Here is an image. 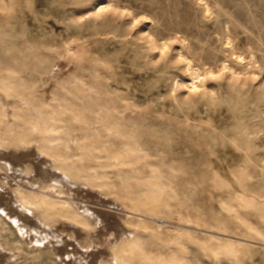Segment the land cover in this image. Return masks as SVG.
Returning a JSON list of instances; mask_svg holds the SVG:
<instances>
[{"label":"rangeland","instance_id":"374dc122","mask_svg":"<svg viewBox=\"0 0 264 264\" xmlns=\"http://www.w3.org/2000/svg\"><path fill=\"white\" fill-rule=\"evenodd\" d=\"M6 30L0 264H264V0H0Z\"/></svg>","mask_w":264,"mask_h":264},{"label":"bare ground","instance_id":"6f19581e","mask_svg":"<svg viewBox=\"0 0 264 264\" xmlns=\"http://www.w3.org/2000/svg\"><path fill=\"white\" fill-rule=\"evenodd\" d=\"M109 3V2H108ZM108 3H106V2H100L99 4H98V6H97V9H98V11H100V10H103V9H105V8H107V6L109 5ZM111 5V4H110ZM203 10L205 11V13L206 14H211L210 13V7H209V5L207 4V2H205L204 4H203ZM97 12V11H96ZM207 16V15H206ZM208 18V17H207ZM21 26V25H20ZM18 30H17V26H14V28H13V32L14 33H16ZM10 33L11 32H9V31H2V33H1V39H2V41H3V44H4V46L7 48V47H9V46H12V45H14V42L13 41H15V40H12V35H10ZM23 35V34H22ZM18 36H20V35H18ZM178 38V37H177ZM182 43V42H181ZM17 44V43H16ZM230 44V43H229ZM228 44V45H229ZM166 45V44H165ZM17 47V46H16ZM231 47V46H230ZM235 58H236V63H238V65H239V63H241V62H244L245 61V58L242 56V55H238V54H236L235 53ZM249 60V59H248ZM188 63H190V62H188ZM246 64V63H245ZM247 65H249V63L247 64ZM213 67V66H212ZM257 67V66H256ZM32 70V69H31ZM216 70V69H215ZM248 71V70H247ZM209 71H207V73H208ZM189 73H190V75L192 76V80L191 81H187L186 82V85L187 86H193L194 87V84H195V81L198 79V80H200V78L202 77V74H201V72L199 73L198 71H195V70H193L192 68H190L189 69ZM200 83V82H199ZM200 85V84H199ZM192 87V88H193ZM189 89V88H188ZM191 89V88H190ZM4 106V105H3ZM23 139V138H22ZM9 144V143H8ZM0 155H3L4 157L5 156H8V158L9 159H17L18 157H17V155L15 154H9V153H6V152H0ZM20 158H22V157H20ZM116 161V160H115ZM137 161V160H136ZM15 162V161H14ZM133 163V162H132ZM36 164H38V163H36ZM120 164V163H119ZM16 165V164H15ZM19 165V164H18ZM36 167H38V166H36ZM41 167V166H40ZM38 170H39V168H38ZM37 170V171H38ZM40 173L42 174V175H44L45 177L46 176H50V175H54L51 171H49V170H46V169H44V168H42L41 170H40ZM43 176V177H44ZM67 182H69V181H67ZM161 191V190H160ZM27 196V195H26ZM11 197V196H10ZM27 201V203H28V200H26L25 199V201L24 202H26ZM29 201H31V200H29ZM31 203V202H30ZM16 204V203H15ZM13 205V204H12ZM22 205V204H21ZM21 205H19V206H21ZM14 206V205H13ZM18 206V207H19ZM10 208V207H9ZM22 208V207H21ZM11 209H13V208H11ZM11 209H10V211H11ZM19 209V208H18ZM14 211H15V208H14ZM13 211V212H14ZM91 211L93 212V214H95V215H100V216H102V218H104V219H106L108 222H109V218H116L117 219V221H115L114 222V225L115 226H117V228H119V230L120 229H122L123 228V226L120 224V222H119V216L116 214V213H111V212H109V211H104V210H99V209H97V208H92L91 209ZM2 214H4L5 216H6V214H5V212H2V211H0ZM9 212V211H8ZM44 212V211H43ZM54 213V212H53ZM98 213V214H97ZM52 214V213H51ZM8 215V214H7ZM49 215V214H48ZM10 216V218H11V215H9ZM14 218L12 219L11 218V222H14V223H17V225H19V223H22V224H24V225H27V226H29L30 228H32L33 230L34 229H37L38 231H39V233L40 232H42V233H46L47 235H49V236H53L54 235V230H50L49 228H47L46 226H44L43 225V223L41 224L40 222H39V220H37V218L34 216V214L30 211V210H22V211H20V212H18V211H16L15 213H14ZM49 216H51V215H49ZM7 217V216H6ZM13 217V216H12ZM77 217V216H76ZM80 217V216H79ZM80 219L81 220H83V218L82 217H80ZM19 222V223H18ZM110 223V222H109ZM122 226V227H121ZM29 228V229H30ZM32 231V230H31ZM25 233V232H24ZM41 236V235H40ZM38 238H39V236H37ZM44 239H46V238H48V237H43ZM48 240V239H47ZM50 240V239H49ZM33 241V240H32ZM35 241V240H34ZM37 241V240H36ZM42 241V240H41ZM38 244H39V242H38ZM43 244V243H42ZM44 244H47L48 245V243H47V241H46V243L44 242ZM43 244V245H44ZM41 245V244H40ZM44 247V246H43ZM46 247H48V246H46ZM27 248V247H26ZM57 249V248H56ZM58 251H60V252H64V249H62V248H60V249H57ZM126 250H127V248H126ZM119 251V250H118ZM6 253V252H5ZM123 254V253H122ZM3 257V256H2ZM118 259V258H117ZM119 261V260H118ZM158 264H164L163 263V261L162 262H158Z\"/></svg>","mask_w":264,"mask_h":264}]
</instances>
